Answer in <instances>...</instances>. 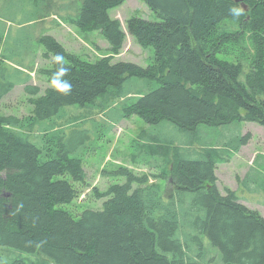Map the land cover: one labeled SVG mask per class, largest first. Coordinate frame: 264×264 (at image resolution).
Here are the masks:
<instances>
[{"label":"trees","instance_id":"1","mask_svg":"<svg viewBox=\"0 0 264 264\" xmlns=\"http://www.w3.org/2000/svg\"><path fill=\"white\" fill-rule=\"evenodd\" d=\"M124 1L81 0L71 22L101 29L116 54L125 32L108 11ZM143 2L160 20L131 16L126 28L141 46L153 47L151 66L108 56L83 60L54 36H40L44 57H65L73 90L64 96L48 86L36 95L37 87H25L34 94L31 112L21 118L0 112V250L36 255L0 254V264H264V216L231 188L221 192L215 173L214 157L230 160L246 135L235 145L208 142L199 158H186L171 140L144 130L135 150L144 155L140 164L166 179L164 190L120 167L126 179L101 194L107 196L101 208L84 209L78 217L60 207L79 195L75 183L86 180L83 159L71 154L77 141L57 125L40 127L41 144L29 140L27 130L63 106L123 97L131 77L146 78L154 87L126 103L122 117L138 114L150 125L166 120L188 130L244 120L264 127V0ZM233 7L242 8V15H231ZM3 59L0 99L13 84ZM55 70L52 59L42 69L48 82Z\"/></svg>","mask_w":264,"mask_h":264},{"label":"rangeland","instance_id":"2","mask_svg":"<svg viewBox=\"0 0 264 264\" xmlns=\"http://www.w3.org/2000/svg\"><path fill=\"white\" fill-rule=\"evenodd\" d=\"M80 6L81 0H0V35L3 36L0 56H4V72L13 81L11 89L0 99L1 113L25 117L31 112V98L34 96L25 87H37L39 91L36 95H40L50 86L46 74L42 72V69L51 66V55L47 58L43 56L46 48L39 41L42 34L53 35L67 51L83 60L95 61L108 56L112 61H131L142 67L154 65L153 47L141 46L126 28V19L131 16L149 21L160 20L143 0H125L109 9V16L118 18L125 32L123 44L116 54L111 52L110 43L101 29L85 30L71 22ZM155 68L159 70L157 74L162 72L161 68ZM2 76L1 74L0 77ZM153 87L146 78H128L122 87L123 97L106 102L100 96L93 104L63 106L58 114L27 130L29 140L41 144L38 135L40 127L62 126L66 138L77 141V151L71 154L83 159L86 180L83 184L75 183L79 195L60 207L75 217L84 209L101 208L107 197L101 194L111 184L121 183L126 179L118 172L120 167L146 176L149 182L159 183L164 190L166 179L157 177L155 168L140 164L144 155L135 150L144 130L171 140L173 147L180 148L186 158H199L208 149V142L238 144L237 137L241 134L247 136V141L240 146L239 153L230 163L214 157L216 174H219L217 186L221 192L225 187L235 190L242 203L256 208L264 216V127L257 122L244 120L215 126L199 124L188 130L166 120L150 125L138 114L122 117L126 103L135 102ZM105 102L108 106L101 112L100 105ZM256 155L259 157L249 171V164ZM246 171L249 174L245 177ZM67 178L70 179L68 176ZM3 248L5 249L0 250L3 258L20 253L31 259L36 258L33 254ZM209 251L213 253L215 250Z\"/></svg>","mask_w":264,"mask_h":264},{"label":"clouds","instance_id":"3","mask_svg":"<svg viewBox=\"0 0 264 264\" xmlns=\"http://www.w3.org/2000/svg\"><path fill=\"white\" fill-rule=\"evenodd\" d=\"M229 12L231 15L238 17L242 15L243 9L233 7L229 9ZM51 59L56 66V70L52 73L49 80L50 87L59 94L67 96L71 94L73 90V85L68 79L71 69L70 67L66 66V60L62 54L56 53L52 56Z\"/></svg>","mask_w":264,"mask_h":264},{"label":"crops","instance_id":"4","mask_svg":"<svg viewBox=\"0 0 264 264\" xmlns=\"http://www.w3.org/2000/svg\"><path fill=\"white\" fill-rule=\"evenodd\" d=\"M49 35H51V34H49ZM53 36V35H52ZM241 148V147H240ZM240 148H239V150H240ZM238 150V151H239ZM234 152L233 154H232V156H231V158H230V160H228V161H224V162H226V163H230L231 162V160H233L236 156H237V153H239V152ZM258 157H259V155H256L255 157H254V159L251 161V163L249 164L250 165V169H249V171L251 170V168H253L254 166H255V162L257 161V159H258ZM256 160V161H255ZM254 162V163H253ZM257 165V164H256ZM216 168H217V165H216ZM249 171H246V173H245V177L249 174ZM215 173H217V170L215 169ZM218 175L219 174H216V176H217V178H218ZM242 175H243V173L242 174H240V180H241V178H242ZM220 177V176H219ZM244 177V178H245ZM243 178V179H244ZM237 181V180H236ZM264 186V185H263ZM230 188V187H229ZM233 190V189H232ZM235 191V190H234ZM263 194H264V191L262 192ZM239 198V197H238ZM240 200V199H239ZM240 202H241V200H240ZM247 206V205H246ZM250 208V207H249ZM253 209H256V208H253ZM257 210V209H256Z\"/></svg>","mask_w":264,"mask_h":264},{"label":"water","instance_id":"5","mask_svg":"<svg viewBox=\"0 0 264 264\" xmlns=\"http://www.w3.org/2000/svg\"><path fill=\"white\" fill-rule=\"evenodd\" d=\"M235 1H242V0H235ZM242 7H243L244 10L247 9V5L245 3H243V2H242Z\"/></svg>","mask_w":264,"mask_h":264}]
</instances>
